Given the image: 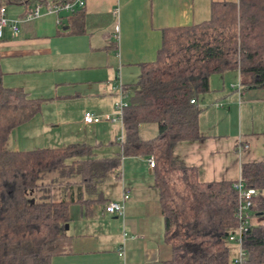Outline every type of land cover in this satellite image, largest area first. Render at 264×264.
<instances>
[{"label":"crops","instance_id":"obj_1","mask_svg":"<svg viewBox=\"0 0 264 264\" xmlns=\"http://www.w3.org/2000/svg\"><path fill=\"white\" fill-rule=\"evenodd\" d=\"M84 1L75 13H49L41 6L40 16L23 22L18 35L7 27L0 37V88H22L31 98L47 99L39 113L11 133L10 150L86 144L92 148L88 157L120 156L123 122L117 117L120 95L114 89L118 77L123 87L137 80L141 64L155 60L164 28L207 20L213 2L237 0ZM3 5L10 20L37 6ZM197 104L202 137L178 142L173 153L197 168L200 181L235 182L244 163L264 161V87L243 89L237 70L214 73L210 90ZM89 111L103 120L85 122ZM107 114L111 120L104 119ZM61 128L66 132L60 133ZM158 131L156 123L139 127L143 140L155 138ZM121 157L119 177L112 175L97 185L105 201H93L90 210L73 204L68 237L44 247L52 264H163L171 258L149 157ZM126 193L124 216L105 210L110 201H123ZM95 234L112 236L105 238L103 251Z\"/></svg>","mask_w":264,"mask_h":264},{"label":"trees","instance_id":"obj_2","mask_svg":"<svg viewBox=\"0 0 264 264\" xmlns=\"http://www.w3.org/2000/svg\"><path fill=\"white\" fill-rule=\"evenodd\" d=\"M73 1L2 0L0 6ZM232 70L241 74L243 89L264 87V0L213 2L209 19L164 28L155 60L142 63L137 80L124 85L128 104L122 116V154L104 159L88 157L92 148L86 144L10 150L11 133L39 113L47 99L31 98L22 88L1 87L0 264H52L44 247L68 237L73 204L90 210L93 201H105L97 185L119 177L122 155L155 156L154 187L164 239L172 249L163 264H236L232 253L240 249L241 264H264V161L241 167V180L256 196L239 245L230 240L238 227L234 182H202L197 168L173 153L178 142L202 137L197 100L210 90L212 74ZM143 123H156L158 135L143 140ZM48 174L75 179L42 182ZM58 184L66 191L62 200L38 194L42 187Z\"/></svg>","mask_w":264,"mask_h":264},{"label":"built area","instance_id":"obj_3","mask_svg":"<svg viewBox=\"0 0 264 264\" xmlns=\"http://www.w3.org/2000/svg\"><path fill=\"white\" fill-rule=\"evenodd\" d=\"M85 4L84 0H74L73 2H68L63 5H49L46 7V11L49 13H60V12H70L75 13L78 9L82 8ZM41 5H37L33 8L28 14H26L23 18L10 20L6 15V6H0V37L3 36L5 28H10L14 35H18L21 31V24L23 22L31 21L41 14ZM114 89L119 92L120 102L117 104V117L122 121L123 110L127 106L126 99L128 97L127 93L124 90L122 81L120 77L117 79V83L114 86ZM104 119L111 120L112 115L107 114L104 116ZM103 120V117L97 115L93 112H86L84 116V121L87 123H98ZM123 140V138H122ZM149 166L151 168L155 167V156L151 155L148 158ZM235 190L238 195V208H237V220L238 227L236 232L230 236L231 241H236L239 245L242 242V234L249 226L250 215L253 207L255 206V196L256 190L252 188H247L241 179L237 180L233 184ZM129 197L126 193L124 195L123 201H110L105 205V210L111 214H117L118 216H124L125 214V204L124 201ZM120 255L122 257L125 256L124 247L120 248ZM244 255V251L240 249L239 259L236 260V264H241L242 256Z\"/></svg>","mask_w":264,"mask_h":264},{"label":"rangeland","instance_id":"obj_4","mask_svg":"<svg viewBox=\"0 0 264 264\" xmlns=\"http://www.w3.org/2000/svg\"><path fill=\"white\" fill-rule=\"evenodd\" d=\"M42 9V8H41ZM45 9H46V7H45ZM63 13V12H62ZM116 99H117V102H120V97L119 96H116ZM126 102L128 103V99H126ZM89 112H91V111H89ZM113 114H115V112L113 113ZM260 119H264L263 117H261ZM259 121V120H258ZM263 121V120H262ZM66 132V128H61V131H60V133H65ZM21 134V133H20ZM20 140H21V135H20ZM50 177H57V179H56V181H58V182H61V181H65V180H74L75 178H72V179H66V178H63V179H60V178H58V176H56V175H54V174H48L47 175V178H45L42 182H46V181H48L49 180V178ZM78 178V177H77ZM39 195H41V196H45L46 195V199H54V200H62L63 198H65V194H66V191H64V187H63V185L62 184H58V185H54V186H49V185H47L46 187H42L41 189H40V191H39V193H38ZM98 205H101V204H98ZM95 206V205H94ZM93 206V207H94ZM103 212H102V208H101V212H100V214H102ZM103 215V214H102ZM107 216H108V218H109V220H114L113 219V217L114 216H112V215H109V214H106ZM103 217V216H102ZM102 217H100V219L102 218ZM121 220V219H120ZM263 222H264V219L262 220ZM94 225H98L100 228H101V225H103V224H101V223H96V224H92V226H94ZM105 227H106V229H108V231H110L109 229V225H108V223L107 224H105L104 225ZM97 237H99L100 239H101V242H100V249H102V251L107 247V243H108V241L106 240V239H111V237L112 236H107V237H105L104 236V234H95ZM106 238V239H105ZM102 239H103V241H102ZM108 251V250H107ZM236 253V254H235ZM232 256L234 257L235 256V258L236 259H239V252H238V250L237 251H235V252H233L232 253Z\"/></svg>","mask_w":264,"mask_h":264},{"label":"water","instance_id":"obj_5","mask_svg":"<svg viewBox=\"0 0 264 264\" xmlns=\"http://www.w3.org/2000/svg\"><path fill=\"white\" fill-rule=\"evenodd\" d=\"M66 230H69V224L66 225Z\"/></svg>","mask_w":264,"mask_h":264}]
</instances>
